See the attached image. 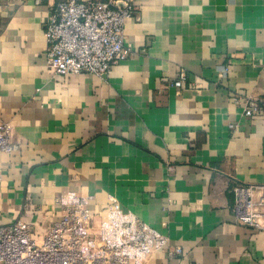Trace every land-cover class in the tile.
Here are the masks:
<instances>
[{"label": "crops", "instance_id": "crops-1", "mask_svg": "<svg viewBox=\"0 0 264 264\" xmlns=\"http://www.w3.org/2000/svg\"><path fill=\"white\" fill-rule=\"evenodd\" d=\"M56 2L0 0V118L19 145L0 152V226L42 240L85 202L102 245L125 222L166 242L131 264H264V232L232 209L236 183L264 184V117L235 102L264 72V0H136L131 57L65 78L45 57Z\"/></svg>", "mask_w": 264, "mask_h": 264}, {"label": "built area", "instance_id": "built-area-1", "mask_svg": "<svg viewBox=\"0 0 264 264\" xmlns=\"http://www.w3.org/2000/svg\"><path fill=\"white\" fill-rule=\"evenodd\" d=\"M37 5L42 0H35ZM122 4V5H121ZM136 0H57L45 25L48 72L68 77L87 74L108 76L127 61L132 52L126 43L125 26L138 20ZM228 67L220 76L226 77ZM184 72L172 85L182 87ZM244 117H264V72L251 94L237 95ZM13 126L0 118V152L13 153ZM233 212L239 224L264 232V184L236 183L232 189ZM58 220L48 224L42 240L25 223L0 226V264H131L138 251L164 247L166 242L151 238L141 222H125L116 228L119 242L102 245L94 234L95 217L85 202L66 204ZM103 252V255H99ZM177 248L170 255H181Z\"/></svg>", "mask_w": 264, "mask_h": 264}, {"label": "water", "instance_id": "water-1", "mask_svg": "<svg viewBox=\"0 0 264 264\" xmlns=\"http://www.w3.org/2000/svg\"><path fill=\"white\" fill-rule=\"evenodd\" d=\"M122 5V4H121Z\"/></svg>", "mask_w": 264, "mask_h": 264}]
</instances>
